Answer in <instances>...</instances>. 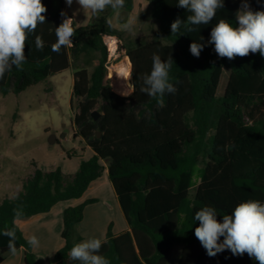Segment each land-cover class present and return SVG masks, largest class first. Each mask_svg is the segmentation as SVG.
I'll use <instances>...</instances> for the list:
<instances>
[{"label":"trees","instance_id":"obj_1","mask_svg":"<svg viewBox=\"0 0 264 264\" xmlns=\"http://www.w3.org/2000/svg\"><path fill=\"white\" fill-rule=\"evenodd\" d=\"M147 2L158 29L150 40L120 47L130 60L133 86L128 96H122L105 81L108 53L103 37L120 38L108 21L110 8L90 24L73 23L72 45L54 52L55 28L62 23L66 2L42 0L46 21L28 35L22 68L13 67L0 79V95H18L49 77L75 70L72 95L81 101L73 125L93 155L81 160L72 175L59 167L37 168L15 198L0 203V264L10 255L6 230L15 231V247L25 250L26 264H37L17 221L82 198L105 169L128 224V230L117 236L112 225L108 228L99 254L110 264H168L175 245H181L177 264H257L247 254L234 256L229 250L209 257L194 234L199 226L195 213L205 206L215 208L222 222L223 215H230L241 202L264 203V57L255 53L220 58L214 45L207 43L220 19L238 26L236 13L242 0H224L207 25H189L196 29L192 32L185 27L191 13L178 7V0ZM250 8L264 11V0H252ZM133 9L134 0H125L123 10ZM176 19L184 23L173 34L171 24ZM36 36L43 40V50L36 49ZM193 42L205 45L199 57L190 52ZM153 53L173 60L170 78L177 91L165 93L163 104L140 90L142 76L151 71ZM225 68L230 75L219 96ZM100 101L103 105L98 109ZM94 111L101 114L95 121ZM91 203L95 200L64 210V246L56 252L54 264H79L69 252L81 241L75 230ZM16 208L23 209L19 219L14 216Z\"/></svg>","mask_w":264,"mask_h":264},{"label":"clouds","instance_id":"obj_2","mask_svg":"<svg viewBox=\"0 0 264 264\" xmlns=\"http://www.w3.org/2000/svg\"><path fill=\"white\" fill-rule=\"evenodd\" d=\"M71 7L73 0H65ZM85 16H96L111 8L120 13L125 7V0H76ZM224 0H178V7L186 9L191 15L187 16L185 27L188 32L195 31L189 25H207L216 16L217 9L223 8ZM47 12L42 0H0V79L13 67L21 69L26 60L25 47L27 37L33 33L39 24L46 21ZM65 17L62 23L55 28L56 42L52 51L59 52L62 47L72 45V37L76 29L74 20ZM238 26H233L226 19H220L212 28L208 44L214 45V51L220 58L229 60L236 57H246L249 54L259 53L264 57V11H253L247 0H242V6L236 13ZM184 21L176 19L171 24V32L177 33ZM124 30L132 31L136 20L128 18L121 23ZM202 39V37L200 38ZM37 50H43L44 42L40 36L35 38ZM204 44L193 42L190 52L199 57ZM150 73L142 76L141 92L152 98H157L163 104L165 93L174 94L177 87L171 82L170 70L173 60L166 61L153 53ZM180 81L177 80L176 84ZM15 198V197H14ZM16 219L23 216V209L13 210ZM195 220L199 226L195 227V237L206 250L209 257H214L225 250L231 251L234 256L247 254L257 264H264V203L258 200H247L239 203L231 214L223 215L222 222L217 219L216 209L205 206L195 213ZM3 235L9 238L8 250L15 255V231L6 230ZM221 237L223 240L221 241ZM32 248L40 246L39 239L32 235L28 239ZM103 241L98 237H91L75 243L70 249L69 257L79 264H110V261L100 255Z\"/></svg>","mask_w":264,"mask_h":264},{"label":"rangeland","instance_id":"obj_3","mask_svg":"<svg viewBox=\"0 0 264 264\" xmlns=\"http://www.w3.org/2000/svg\"><path fill=\"white\" fill-rule=\"evenodd\" d=\"M251 1L247 0L249 6ZM138 4L136 12L128 16L136 20L132 31L123 29L118 21L119 12L110 8L108 21L120 35V47L150 40L158 29L157 22L151 18L147 0H140ZM66 8L69 10L68 16L74 17L78 26H85L94 20V16H85L76 0H73L71 7L66 4ZM108 68L110 73L106 72L105 81L116 91L113 83L122 77V82L129 88L125 92H116L128 96L133 86L131 63L126 51L122 50L118 58L112 59ZM119 68L122 70L121 76L117 74ZM74 71L67 70L49 77L18 95L11 92L6 96L0 95V203L21 192L24 183L37 168L47 171L59 167L65 175L74 174L72 170L79 162V153L83 155L82 151L87 148L82 138L77 136L78 131L73 125L81 101L72 95ZM229 75L230 69L225 68L217 92L219 96L224 94ZM102 105L100 101L98 109ZM69 153L73 156L68 157ZM195 189L191 190L189 200ZM91 199L95 203L85 206L83 220L75 230L81 241L91 237L104 240L110 225L111 232L118 233L121 226L125 225V219L116 208L112 186L108 183V191H87L81 203ZM26 221L23 219L21 225H25L22 231L27 237ZM47 237L52 243L62 239L61 234L54 230ZM180 253L181 245H175L168 264H177Z\"/></svg>","mask_w":264,"mask_h":264},{"label":"crops","instance_id":"obj_4","mask_svg":"<svg viewBox=\"0 0 264 264\" xmlns=\"http://www.w3.org/2000/svg\"><path fill=\"white\" fill-rule=\"evenodd\" d=\"M138 1L140 0H134V9L131 13H129L130 16L136 12L137 7L139 8ZM142 10H144V8H142ZM68 13H69V10H67L66 8L67 16H68ZM69 17L72 18L74 20L73 23H75L78 26L75 18L72 16H69ZM73 77H74V73H73ZM79 152H81V149L79 150ZM82 152H83V155L79 153V156L81 157H79V162L76 168H73L72 171L76 172L78 170L81 160H87L93 155V152L89 147H87ZM104 165L105 167L107 166L106 162H104ZM47 171H51V170H47ZM108 183L110 184V186H112L108 179V171L107 169H105L102 176L98 178L97 180L93 181L90 184L87 191L89 190H94V191L107 190L108 191ZM86 192L80 199L60 202L56 204L55 206H53V208L48 213L33 216L31 218H27V221H26L27 222V237L26 236L25 237L28 240L32 235H35L40 241V246L35 249L33 248L34 254L36 256L37 264H54L55 254L59 249H61L64 246V240L61 239L59 242L52 243L48 239L47 235L49 233H52L53 230L61 234L62 228H63V218L62 217H63L64 210L68 207H72V206H76L80 204L82 200L84 199ZM115 204H116V208L119 211V213L121 212L120 214L122 215V217H124L123 212L119 206L118 200L116 198V195H115ZM124 222H125V225L121 226L120 231L114 234L115 236L119 235L123 231L128 230V224L126 222V219ZM21 223H22V220L17 221V225L20 227L21 230H23V227L25 225L22 226ZM2 264H26L25 250L23 248H20L19 250H17L15 255L10 254Z\"/></svg>","mask_w":264,"mask_h":264},{"label":"built area","instance_id":"obj_5","mask_svg":"<svg viewBox=\"0 0 264 264\" xmlns=\"http://www.w3.org/2000/svg\"><path fill=\"white\" fill-rule=\"evenodd\" d=\"M67 17H69V16H67ZM64 18H65V17H63V19H64ZM69 18H70V17H69ZM63 19H62V21H63ZM111 40L114 41L115 46H116V48H115L114 51H112V50L110 49L109 41H111ZM103 42H104V45H105L106 48H107L108 57H107L106 68H107V71H109L108 64L110 63V61H111L112 59H116V58H118V57L120 56V52L122 51V50H120V40H119V38L116 37V36L107 35V36H104V37H103Z\"/></svg>","mask_w":264,"mask_h":264},{"label":"bare ground","instance_id":"obj_6","mask_svg":"<svg viewBox=\"0 0 264 264\" xmlns=\"http://www.w3.org/2000/svg\"><path fill=\"white\" fill-rule=\"evenodd\" d=\"M109 45H110V49L112 50V51H114L115 50V48H116V46H115V43H114V41L113 40H111V41H109ZM121 70V68H119V73L117 72V74L119 75V76H121V74H122V70ZM110 73V68H109V71H108V74ZM108 77V76H107ZM113 87H114V89L116 90V91H119V92H125V90L126 89H128V87H127V84H125L124 82H122V77L119 79V81H115L114 83H113ZM128 91V90H127Z\"/></svg>","mask_w":264,"mask_h":264},{"label":"water","instance_id":"obj_7","mask_svg":"<svg viewBox=\"0 0 264 264\" xmlns=\"http://www.w3.org/2000/svg\"><path fill=\"white\" fill-rule=\"evenodd\" d=\"M128 16H129V12L126 11V10H122L121 13H120V18H119V15H118V21L121 22V23H124V22L127 21ZM100 116H101V114L98 113L97 111H94L92 113V117H93L94 121L97 120ZM98 136H100V133L99 132H98Z\"/></svg>","mask_w":264,"mask_h":264}]
</instances>
